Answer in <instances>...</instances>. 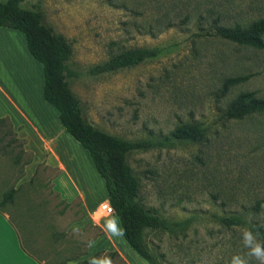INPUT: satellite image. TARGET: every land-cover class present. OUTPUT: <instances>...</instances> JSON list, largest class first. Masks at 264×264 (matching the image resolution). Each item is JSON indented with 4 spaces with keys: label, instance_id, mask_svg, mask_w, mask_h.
I'll use <instances>...</instances> for the list:
<instances>
[{
    "label": "rangeland",
    "instance_id": "rangeland-1",
    "mask_svg": "<svg viewBox=\"0 0 264 264\" xmlns=\"http://www.w3.org/2000/svg\"><path fill=\"white\" fill-rule=\"evenodd\" d=\"M20 6L40 11L43 22L69 42L74 74L68 87L88 123L148 145L129 153L127 163L138 182V204L171 225V231L145 234L161 264H264V237L258 233L264 230V114L240 120L224 115L242 92L264 99V49L204 35L214 22L247 27L264 17V0H22ZM153 48L159 55L141 64L93 72L127 50ZM41 71L23 34L0 30V74L18 89L11 94L35 92ZM247 74V82L221 94L226 78ZM190 123L203 128L200 141L170 137ZM12 140L8 123L0 124V171H7V191L23 176L27 160L23 155L13 162L18 151ZM73 143L67 144L73 164L87 169V153ZM69 160L70 173L87 191V206L97 207L103 189L91 193ZM60 176V170L39 166L7 205L22 235L40 237L38 246L26 248L47 264L80 254L104 227L108 237H119L110 215L97 213L80 223V201L63 197L55 182ZM121 248L133 264L146 263L127 245ZM100 264L121 263L104 258Z\"/></svg>",
    "mask_w": 264,
    "mask_h": 264
},
{
    "label": "trees",
    "instance_id": "trees-1",
    "mask_svg": "<svg viewBox=\"0 0 264 264\" xmlns=\"http://www.w3.org/2000/svg\"><path fill=\"white\" fill-rule=\"evenodd\" d=\"M21 2L22 0L0 1V28L21 32L25 37L28 53L41 64L43 98L57 110L63 130L88 152L97 174L104 181L107 201L119 220L121 235L125 242L134 251L132 252L147 264H161L159 256L149 249L145 234L149 230L171 231V225L138 204V182L127 163L129 153L146 149L148 145L144 142L123 140L88 123L79 101L68 87L69 78L74 74L68 65L72 54L69 42L43 22L40 11L22 8ZM204 35L262 50L264 17L247 27L238 24L227 27L214 22L211 30ZM16 43V40L11 42L13 46ZM159 53L158 48L127 50L97 66L93 72L107 73L132 67L157 57ZM250 77L251 75L247 74L226 78L221 94L224 95L230 87L247 82ZM253 113L264 114V99L258 98L255 92L247 91L238 94L232 100L224 115L231 120H240ZM6 122L13 135L12 143L18 151L13 157V162L18 164L20 157L26 155L24 165L29 164L31 156L24 150V140L17 137L8 118H0V124ZM3 136H7V130ZM203 136L204 130L198 123L178 126L170 134L175 140L191 142H198ZM17 191L18 189L11 188L1 196L0 210L6 204L14 202ZM258 233L264 237V230L259 229ZM80 257L81 254H77L64 261L48 264H67ZM104 258L110 262L118 260L121 264H126L116 251H101L76 264H100V260Z\"/></svg>",
    "mask_w": 264,
    "mask_h": 264
},
{
    "label": "crops",
    "instance_id": "crops-1",
    "mask_svg": "<svg viewBox=\"0 0 264 264\" xmlns=\"http://www.w3.org/2000/svg\"><path fill=\"white\" fill-rule=\"evenodd\" d=\"M4 29L12 30L0 28V30ZM29 56L31 55L29 54ZM41 74L40 83L36 91L24 96L19 95V97L11 94L16 88L7 85V78L0 74V118L9 119L17 137L24 140V150L31 156L30 163L23 166V176L18 180L14 189H19L22 184L29 182L41 165H45L50 169L60 170L61 180L57 179L55 181L56 183L59 182V187L57 188L63 197L68 200L74 198L79 199L83 214L80 223L84 224V222L93 218L94 215H97L101 203L108 202L104 181L97 174L86 150L85 152L87 155H85L84 160H87L89 167L85 169V167L78 168L74 165L75 159L72 158L67 144L68 142L74 141L75 143L73 144L80 145L63 130L57 110L44 100L42 94L43 71H41ZM74 146L76 145H73V147ZM76 148L78 147L76 146ZM80 148L82 147L80 146ZM68 160L72 163L74 168L78 169L77 172L82 171L84 179L88 184L87 187H89L88 189L91 193L100 190V188L101 190L103 189L104 198L97 207L90 208L87 206V191L85 192V190L82 189L81 181L79 180L81 184H78L70 173L66 163ZM83 170H88V172L86 173ZM89 171L92 172L96 182L91 181ZM83 184L85 183L83 182ZM55 185L57 186V184ZM5 192H7V171H0V198ZM7 205L9 204H6L4 208L0 210V264H44L45 261L37 259L26 248L27 245L38 246L42 242L40 237H27L26 234L22 235L19 228L7 213ZM108 219H110L113 226L117 228L116 230H118L117 234L119 237H108L104 227L103 235L95 237L86 243L85 249L80 253L81 261L101 251H116L126 264H133L121 250V244L125 246H128V244L121 235L118 218L113 214L110 215ZM114 239H116L117 242H115ZM129 249L131 248L129 247ZM73 250H76V247H74ZM131 251L133 250L131 249ZM67 264L71 263L68 262Z\"/></svg>",
    "mask_w": 264,
    "mask_h": 264
},
{
    "label": "built area",
    "instance_id": "built-area-1",
    "mask_svg": "<svg viewBox=\"0 0 264 264\" xmlns=\"http://www.w3.org/2000/svg\"><path fill=\"white\" fill-rule=\"evenodd\" d=\"M98 213H102L106 216L113 215L114 211L108 202L101 203L98 208Z\"/></svg>",
    "mask_w": 264,
    "mask_h": 264
}]
</instances>
